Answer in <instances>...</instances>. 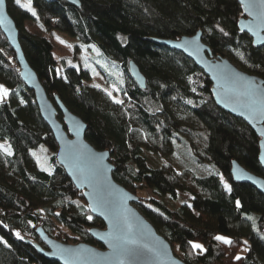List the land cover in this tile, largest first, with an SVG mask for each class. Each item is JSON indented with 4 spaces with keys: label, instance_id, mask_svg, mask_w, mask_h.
<instances>
[{
    "label": "trees",
    "instance_id": "obj_1",
    "mask_svg": "<svg viewBox=\"0 0 264 264\" xmlns=\"http://www.w3.org/2000/svg\"><path fill=\"white\" fill-rule=\"evenodd\" d=\"M27 2L21 7L6 0L7 12L47 97L53 102L56 95L80 118L87 126L85 140L95 150L109 152L116 183L135 196L151 191L173 206L141 200L136 209L183 262L264 264V197L248 185L234 184L230 176L235 161L264 180L257 137L241 120L216 107L208 78L190 60L150 41L178 40L201 31L214 57L226 58L264 81V47L253 48L250 38L238 33L242 13L237 0H78V8L65 0ZM30 20L47 34L66 35L77 41L76 47L94 49L99 61L114 66L123 81L112 74L104 79L120 91L126 108L92 87L89 71L68 66L69 60L62 61L58 74L50 43L26 32ZM129 62L144 76V90L131 80ZM0 85L11 91L8 103L0 105V144L11 151L10 156L0 151V238L8 244H0V264H57L23 242L32 238L41 245L35 234L40 226L56 241L98 247L88 231L103 224L87 219L90 213L81 193L56 164L52 133L33 93L23 85L1 31ZM57 117L61 120L60 113ZM41 148L51 155L50 172L39 169L32 157L33 152L41 154ZM185 152L191 156L182 160ZM153 155L167 164L151 167L148 159ZM179 192L191 196L190 206L180 201ZM58 225L76 242L63 239ZM216 235L232 243L217 241ZM189 241L202 244L204 251H193ZM244 248L248 251L236 260Z\"/></svg>",
    "mask_w": 264,
    "mask_h": 264
},
{
    "label": "water",
    "instance_id": "obj_2",
    "mask_svg": "<svg viewBox=\"0 0 264 264\" xmlns=\"http://www.w3.org/2000/svg\"><path fill=\"white\" fill-rule=\"evenodd\" d=\"M65 1L70 6H80L78 0ZM237 3L242 13L237 22L238 33L247 35L253 48L264 47V0H237ZM250 3L255 7L249 9ZM0 31L15 55L23 85L33 93L40 116L52 133L57 146L56 164L81 193L90 215L103 224V228L88 231L98 247L85 243L63 244L49 237L42 227L35 229L42 246L31 239L23 242L44 259L57 264H121V258L113 247V235H110L115 233V225L119 222L130 225L128 235L136 241L132 247L140 249V254L123 258V264H186L174 255L168 242L135 208L140 200L114 181L112 174L115 168L110 163L109 152L95 150L85 140L87 126L80 118L70 113L56 95L53 102L47 97L25 59L19 32L7 12L6 0L0 2ZM150 41L180 53L208 78L216 107L241 120L257 137L258 163L264 170V115H261L264 112V81L241 71L226 58L214 57L203 43L201 31L178 40ZM185 41L189 43L185 45ZM128 74L138 88H146V80L135 63L129 62ZM250 85L258 89L254 96L247 94ZM10 95L9 90L0 105L7 104ZM58 113L61 120H58ZM230 176L234 184L248 185L264 197V180L235 161L231 162ZM65 249L72 250V254H63Z\"/></svg>",
    "mask_w": 264,
    "mask_h": 264
},
{
    "label": "rangeland",
    "instance_id": "obj_3",
    "mask_svg": "<svg viewBox=\"0 0 264 264\" xmlns=\"http://www.w3.org/2000/svg\"><path fill=\"white\" fill-rule=\"evenodd\" d=\"M27 0H20V4L26 6L27 4ZM28 8H31L32 11H28L29 13L32 14L33 9L31 6H28ZM24 28L26 30V32H28L31 35H34L37 38H44L46 39L51 47H52V53H53V59L56 61L57 65V69L56 72L58 74L62 73V69H61V64L63 60H69L66 62V64L70 67H75L77 69L79 68H83L87 71H89L90 75H91V80H90V84L92 87L94 88H98L100 90H102L104 93H108L111 92L112 96H109L112 101L114 102V99H119V100H124L121 95L119 94L120 91H118L115 87H112L111 85L108 84V81L104 79V75L105 74H112L113 77H116L118 79H120L121 81H123V76L122 74L114 67V66H110L107 64H104L103 62L99 61V55L98 53L94 50V49H88V50H84L82 48H80L79 46L76 47L77 45V41L75 39H72L66 35H62V34H57V33H52V34H47L44 32V30H42V28L40 27V25L34 21V20H30L28 22L25 23ZM74 48H76V50H74ZM77 53V54H75ZM74 56H77L76 59H74ZM118 72H117V71ZM125 108H126V101H123V103ZM41 154H37L36 152L32 153V157H34L35 161L37 162V165L39 167V169L50 172L51 166L49 164L48 159H50L51 155L47 156L46 150L45 148H41L39 151ZM181 153V152H180ZM189 153V152H188ZM187 152L182 153V160L185 159H189V157L191 156V154H188ZM164 163L167 164V160L166 159H162L160 156H150L148 159V164L153 167V168H158L161 167ZM174 165V168H176L177 170L182 171V169H178L179 166L178 165ZM224 181V179H223ZM225 182V181H224ZM178 196L180 198L181 202H185L188 206H190L192 198L189 194L186 193H178ZM136 197L141 201V200H145V201H149V200H154V201H161L164 202L165 204H167L169 207H172V205H169V202L167 200H160L159 198H157L156 196H154L151 191H139L136 195ZM136 208V206H135ZM41 227V226H40ZM56 229L60 230L64 235H63V239H65L68 242H76V238L73 237V235L68 232L67 230H65L63 227L59 226L56 227ZM32 239V238H31ZM61 242L62 241H58ZM65 244V243H63ZM71 245H74L75 243H70ZM78 244V243H76ZM174 255L181 261L182 258L180 256V254L178 252H176L175 250H173ZM245 255V251L242 249L240 250L239 256H243Z\"/></svg>",
    "mask_w": 264,
    "mask_h": 264
},
{
    "label": "snow or ice",
    "instance_id": "obj_4",
    "mask_svg": "<svg viewBox=\"0 0 264 264\" xmlns=\"http://www.w3.org/2000/svg\"><path fill=\"white\" fill-rule=\"evenodd\" d=\"M0 2H2V0H0ZM15 2L17 4H19L21 7H25L24 5L20 4V0H15ZM248 7H249V9H251V8L255 7V5H254V3H250L248 5ZM28 11H32L31 8H28ZM32 15H36V13L33 11ZM221 31L223 32V29H221ZM223 34L225 36L228 35L227 32H223ZM188 43H189L188 41H185V45H187ZM177 47H180V45H177ZM226 78L230 79V77H226ZM257 91H258L257 87L250 85L247 89V94L254 96ZM8 92H9V90L4 85H0V102H2L4 99L7 98ZM107 95L112 96V93L108 92ZM21 103H23V101H21ZM114 103L122 104L123 101L119 100V99H114ZM187 103L191 104L192 101L189 100V101H187ZM261 115H264V112H261ZM0 151H2L5 155H8V156L11 155L10 148L6 147L3 144H0ZM221 182L223 183L225 190L231 191L229 184L224 182L223 178H221ZM236 204H237V207H240L239 201H237ZM87 219L92 220L93 217L91 215H88ZM249 219H251V217H249ZM129 229H130V225H122L118 222L115 225V233L110 234V235H113V239L115 241V243L113 244V247L116 249L117 256L119 258H121V264H123V258L140 254L139 248L132 247V245L136 244V241L128 235ZM15 235L17 237L20 236V234L18 232L15 233ZM214 239L217 241L223 242L224 244H231L232 243V241L228 237H225L223 235H216L214 237ZM244 243L247 244V241H245ZM0 244H4L5 247H8L7 242L4 241L3 238H0ZM189 244L191 245V248L193 251H195L197 249H199L201 252L204 251V247L200 243H195V242L189 241ZM243 250L248 251L247 248H244ZM63 254H72V250L65 249V250H63ZM234 258L236 260L241 259V257L239 255L235 256Z\"/></svg>",
    "mask_w": 264,
    "mask_h": 264
},
{
    "label": "bare ground",
    "instance_id": "obj_5",
    "mask_svg": "<svg viewBox=\"0 0 264 264\" xmlns=\"http://www.w3.org/2000/svg\"><path fill=\"white\" fill-rule=\"evenodd\" d=\"M16 27V26H15Z\"/></svg>",
    "mask_w": 264,
    "mask_h": 264
}]
</instances>
